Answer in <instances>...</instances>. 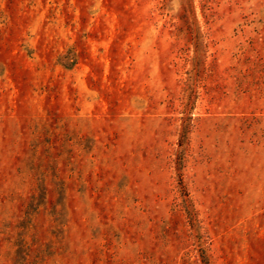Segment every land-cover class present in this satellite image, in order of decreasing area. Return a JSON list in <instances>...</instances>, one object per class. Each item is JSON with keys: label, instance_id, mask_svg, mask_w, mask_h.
<instances>
[{"label": "rangeland", "instance_id": "obj_1", "mask_svg": "<svg viewBox=\"0 0 264 264\" xmlns=\"http://www.w3.org/2000/svg\"><path fill=\"white\" fill-rule=\"evenodd\" d=\"M0 264H264V0H0Z\"/></svg>", "mask_w": 264, "mask_h": 264}]
</instances>
